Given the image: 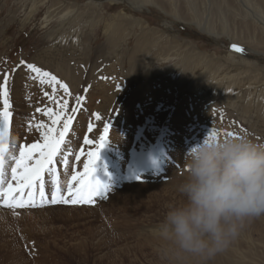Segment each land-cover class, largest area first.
<instances>
[{"label":"rangeland","instance_id":"rangeland-1","mask_svg":"<svg viewBox=\"0 0 264 264\" xmlns=\"http://www.w3.org/2000/svg\"><path fill=\"white\" fill-rule=\"evenodd\" d=\"M49 1L0 0V78L8 74V86L15 77L29 78L31 73L20 66L23 60L51 72L68 85L70 96H64L59 88L57 90L68 100L69 112L76 104V96L84 97L81 109L75 115L76 120L80 114L79 122L76 124L73 120L66 137L68 143L63 146L69 153L70 165L57 163L58 178L62 190L69 182L76 183L71 177L74 172H82L81 167L87 159L85 155L92 147L84 143L85 138L98 141L107 123L110 126L108 140L100 149L98 158L103 169L97 160L98 168L94 175L99 173L98 170H104L100 181L108 185L109 194L106 199L97 198L94 204H41L37 195L35 207L13 210L0 205V264H234L241 259L245 264H258L259 261L264 264V215L247 221L228 248L208 260L181 252L159 233V225L169 207L182 201L176 188L184 178L185 159L190 147L213 131L221 136L228 132L236 133L235 136L243 134L256 143H264L261 115L258 116L241 95L230 97L228 93L223 94L221 87L213 88L214 81L205 76L207 65H210V73L215 70L216 74L220 72V66H236L247 71L243 73V77L247 74L244 78L236 81L246 79V84L250 83V94L256 86L259 89L264 84V46L257 48L256 52L241 42L233 41L237 37H254L264 32V1L160 0L156 6L150 2L143 5L144 8L135 9L124 0H57L72 6V15L77 17L76 23L81 24V30L79 28L77 32L79 48L70 47L69 41L67 44L55 43L57 37L68 35L70 29L67 31L66 28L71 25L65 24V27L57 29L59 21L42 24ZM173 7L184 10L187 16L177 18ZM121 11L134 24L132 27L128 21L129 25H125L127 19H122L125 33H132L119 42L117 55H113L110 54L112 43L108 41L109 33L105 28ZM199 14L201 25L205 26L196 25L200 20ZM138 20H141L139 25ZM208 24H212V31L205 30ZM139 27L153 31L155 36L161 35L159 42L149 41L151 48L154 45L158 48L180 47L178 50L183 54L191 47L206 55L208 60L202 65H193L199 63L195 58L187 60L184 76L170 83L159 78L156 58L142 56V59L143 54H140L130 65L126 54L136 44L135 36L141 31ZM233 44H242L245 51L236 52ZM151 48L149 53L153 51ZM231 53L247 58V64L240 62L243 60L234 64L230 62ZM213 64L217 66L214 68ZM189 65H193L191 70ZM218 75L219 81L226 85L236 82L228 75ZM28 84L27 80L21 82L24 105L11 109L12 119L18 117L16 120L20 123L19 130L14 132L16 136L12 128L9 134V142L15 143L17 152L21 145L39 139V132L35 128L29 129L30 121L48 122L46 116L35 111L37 107L45 106L47 99L41 94L37 101H31L29 94L32 88ZM101 86H107L104 92L91 95ZM245 86L240 90L246 91ZM35 89L33 94L41 91L37 84ZM43 90L51 91V88L45 85ZM132 91H135L134 96H131ZM250 94L246 100L252 97ZM128 103L133 108L132 121L127 117L125 104ZM51 106L55 108V105ZM261 110L264 112V108ZM96 114L101 119L97 120ZM82 119L85 120L84 125L80 122ZM82 150L84 154L80 160L83 162L80 164L75 156ZM112 164L118 175L112 173V167L108 169ZM45 179L47 181V175ZM169 181L178 184L169 188L164 185ZM128 183L149 184L147 195L137 194L133 198L127 194L125 200L118 203L115 195L122 197L121 193L126 191L123 188ZM45 191L47 194V186Z\"/></svg>","mask_w":264,"mask_h":264},{"label":"clouds","instance_id":"clouds-1","mask_svg":"<svg viewBox=\"0 0 264 264\" xmlns=\"http://www.w3.org/2000/svg\"><path fill=\"white\" fill-rule=\"evenodd\" d=\"M185 169L176 189L182 201L169 207L159 233L181 252L208 260L264 215V143L208 132L188 149Z\"/></svg>","mask_w":264,"mask_h":264},{"label":"snow or ice","instance_id":"snow-or-ice-1","mask_svg":"<svg viewBox=\"0 0 264 264\" xmlns=\"http://www.w3.org/2000/svg\"><path fill=\"white\" fill-rule=\"evenodd\" d=\"M232 48L236 52L245 51L243 47L235 44ZM20 66L27 68L31 73L29 78L37 83L42 95L47 99L48 103L37 107L35 111L46 116L48 122L43 120L36 122L35 119L30 121L28 127L30 130L35 128L39 132V139L34 143L21 145L17 152L15 143L10 144L9 142L13 115L8 86L9 76L5 74L0 78L2 79L0 83V102H2V107H0V205L13 210L35 207L37 206V195L41 204H94L97 198L106 199L109 194L108 185L97 179L94 173L99 151L108 140L110 126L105 124L104 132L98 141L85 138L84 143L92 147L86 153L87 159L83 163V171L74 173L71 180L76 183L69 182L66 189L62 190L56 165L58 162H62L65 166L68 165V153L64 151L63 146L68 143L66 137L76 113L81 109L84 97L77 95L76 104L69 112L68 100L62 97L57 90L59 88L64 96H70L71 93L66 83L35 64L21 60ZM45 85L49 86L51 91H44ZM51 105H55V108ZM96 119H101L99 114H96ZM91 128L90 124L89 129ZM227 135L237 134L228 132ZM83 154L82 150L81 154L75 156V159L80 161ZM46 186L48 187L47 194Z\"/></svg>","mask_w":264,"mask_h":264},{"label":"bare ground","instance_id":"bare-ground-1","mask_svg":"<svg viewBox=\"0 0 264 264\" xmlns=\"http://www.w3.org/2000/svg\"><path fill=\"white\" fill-rule=\"evenodd\" d=\"M124 1H127L133 8H135V9H137V8H139L140 6H143V5H145L146 3H154L155 4V6L157 5V4H160V0H124ZM166 1V0H165ZM174 1V0H173ZM187 1V0H186ZM201 1V0H200ZM223 1V0H222ZM226 1V0H225ZM225 1H223V2H225ZM255 1V0H254ZM264 1V0H263ZM38 2H42V3H44V2H46V0H38ZM116 2V1H115ZM179 2V1H178ZM193 2V1H192ZM97 3V2H96ZM181 3V2H180ZM188 3V2H187ZM186 3V4H187ZM40 4V3H39ZM264 4V3H263ZM36 5V2L35 3H33L32 4V7L33 6H35ZM74 5V4H73ZM169 5V4H168ZM175 5V4H174ZM198 5V4H197ZM88 6V5H87ZM159 7H160V5H158ZM162 6H163V9L165 8L164 7V5H163V3H162ZM161 6V7H162ZM179 6V5H178ZM178 6H176V7H178ZM74 7V6H73ZM89 7H90V5H89ZM160 7V8H161ZM169 7V6H168ZM264 7V6H263ZM47 8V7H46ZM143 8H144V6H143ZM203 8V7H202ZM77 9H79V8H77ZM83 9H85V8H83ZM89 9V8H88ZM166 9V8H165ZM168 9V8H167ZM182 9V8H181ZM80 10V9H79ZM91 10V9H90ZM173 10H175L174 12H175V15L177 16V18H181V17H185V16H187L186 15V13H185V11L183 10V11H179L177 8L176 9H174V7H173ZM85 11V10H84ZM89 11V10H88ZM168 11V10H167ZM236 11V10H235ZM72 12H73V9H72V6H70V5H67L66 3H64V2H60V1H57V0H50L49 1V5H48V10H47V13L45 14V16H44V18H43V21H42V24H44V25H47V24H49V23H51L52 22V20L53 21H59V23H58V25H57V29H61V28H63V27H65L66 25H71L70 27L68 26V28H66L67 29V31H68V29H70V31H68L69 33H68V35H62V36H60V37H57L56 39H55V43H58V42H60V43H64V44H67V41H69L68 43L70 44H68L70 47H80V45H79V37H78V34H77V32H78V30H79V28H80V30H81V24H77L76 23V19L75 18H77V17H74L73 15H72ZM82 12V11H81ZM90 12V11H89ZM92 12V11H91ZM170 12V11H169ZM190 12V11H189ZM192 12H194V11H192ZM195 12H196V9H195ZM79 13V12H78ZM168 13V12H167ZM170 13H173L172 11L170 12ZM80 14V13H79ZM97 14V13H96ZM195 14H198V13H195ZM247 14V13H246ZM71 15V18L69 17ZM88 15V14H87ZM175 15H172L173 17L175 16ZM200 15V14H199ZM264 15V14H263ZM191 16V15H190ZM195 16V15H194ZM238 16V15H237ZM240 16V15H239ZM241 16H243L242 14H241ZM200 17H201V15L199 16V19H200ZM204 17V16H203ZM243 17H245V16H243ZM259 17V16H258ZM82 18V17H81ZM111 18H113V17H111ZM127 19V22H126V24L125 25H129V22H130V24H131V26L133 27V24L134 23H132L131 22V20L129 19V16L127 17L126 15H125V13L123 12V11H121L118 15H116L115 16V18H113V19H115L114 21H112V22H110V23H107V25H106V28H105V32L106 33H109V40L108 41H110L112 44H111V46H109V48L111 49L110 50V54H116L117 55V46L119 45V42L121 41V40H124V38L125 37H127V36H130L131 34L130 33H132V32H129V33H125V26L123 25V21H122V19ZM197 18V17H196ZM132 19V18H131ZM185 19V18H184ZM192 19V18H191ZM194 19V18H193ZM192 19V20H193ZM208 19V18H207ZM243 19V18H242ZM83 20V19H82ZM188 20V19H187ZM80 21V20H79ZM129 21V22H128ZM140 21L141 20H138L137 21V24L139 25V23H140ZM185 21V20H184ZM195 21V20H194ZM194 21H192V22H194ZM201 21V19L196 23V25L199 27L200 25H201V23H202V21ZM191 22V23H192ZM196 22V21H195ZM209 22V21H208ZM223 22V21H222ZM246 22V21H245ZM74 23V24H73ZM88 23V22H87ZM66 24V25H65ZM103 24H104V22H103ZM228 24V23H227ZM65 25V26H64ZM212 25V24H211ZM210 24H208V25H206V28H205V30L206 31H212V26H211ZM201 26H205V25H201ZM77 27V28H76ZM127 27V26H126ZM86 28V27H85ZM166 28V27H165ZM214 28V27H213ZM56 29V30H57ZM94 29V28H93ZM139 29L141 30L140 31V33H139V35H137V36H135L136 37V44L134 45V47L132 48V49H130V50H128L129 52L126 54V56H128V59H129V62H130V65H133L134 63H135V61L137 60V56H138V58H139V56H140V54H143V55H141V57L142 56H144L146 59H149V58H156V60L155 61H157L156 63V66H157V69H156V71H158L159 72V75L161 76V77H159V78H163L166 82H168V83H170V82H174L176 79H179V78H181L182 76H184V73H185V71L187 70V68H188V66H186V63L188 62L187 60H189V59H192V58H195V60H196V63L199 61V63H197V64H193V65H202V64H204V62H206L208 59H206L207 58V56L206 55H202L201 53H197L196 51H194L195 49H193V48H189L188 50H190V51H186V53L184 52L183 54H180V52H179V50L178 49H180V47L179 48H177V47H164V48H161V47H156V45H154L155 47H153V48H151V46H149L150 44H149V41L150 40H153L155 43H156V41H158V40H160V38H161V35L160 36H155V34L153 33V31H151V30H148V29H146L145 27H139ZM204 29V28H203ZM255 29V28H254ZM55 30V31H56ZM87 30V29H86ZM158 30V29H157ZM204 30V31H205ZM137 31V30H136ZM80 32V31H79ZM156 32V31H155ZM164 32V31H163ZM254 33V32H253ZM81 34V33H80ZM163 34V33H162ZM69 36H70V39H69ZM244 36V35H243ZM68 37V38H67ZM163 37V36H162ZM235 37V36H234ZM233 37V38H234ZM240 37V36H239ZM166 38V37H165ZM224 38V37H223ZM59 39V40H58ZM167 40V39H166ZM173 40V39H172ZM162 41V40H161ZM233 41L234 42H241V43H243V44H245V45H247L248 47H250L252 50H254V51H256V49L257 48H260V47H263L264 46V32H260V35L259 36H255L254 35V37L253 36H246V37H243V38H235V40L233 39ZM159 42V41H158ZM173 42H174V40H173ZM154 43V44H155ZM128 45V44H127ZM62 46H64V45H61V47ZM162 46V45H161ZM241 46H242V44H241ZM78 47V48H79ZM128 47V46H127ZM246 47V46H245ZM153 49V51L151 52V53H149V49ZM119 51V50H118ZM73 52V51H72ZM125 52V51H124ZM257 52V51H256ZM119 53V52H118ZM229 54V53H228ZM235 54H237V53H235ZM250 55V54H249ZM126 56H125V58H126ZM142 59H143V57H142ZM119 59H117V61H118ZM237 60H243V61H240V62H242L243 64H247V58L245 59L242 55H234L233 53H231V55H229V61L230 62H232L233 64L237 61ZM124 61V60H123ZM126 61V60H125ZM147 61V60H146ZM149 62L151 61V60H148ZM146 63V62H145ZM148 63V62H147ZM164 63H165V66H164ZM237 63V62H236ZM143 65H144V63H142ZM207 64V63H206ZM211 65H212V63H210ZM193 65H189V67H190V70H191V68L193 67ZM163 66V67H162ZM208 66H210V65H207L206 66V74H205V76H208V78L211 80V82H213V84H215V85H212V87L213 88H218V87H221V91H223V94H229L230 95V97L231 96H239V95H241L242 96V99L244 100V101H246V103L248 104V105H250L252 108H253V111L254 112H257L258 113V116H259V114L261 115V118L263 119L262 120V124L264 125V112H262V108H264L263 106H264V84H262V85H260L259 87V89H258V86H256L255 87V91H252V94H250V91H248L249 90V84L250 83H248V85L246 84V79L244 80V79H239V81H236V79L237 78H244L246 75H244V77H243V73L244 72H247V71H242V70H240L239 68H237L236 66L234 67V68H232V67H223V66H220L219 68H220V72L219 73H217V74H219L218 76H221V74H225V75H228L232 80H235L236 82H234V83H231L230 85H226V83H221L219 80H221V79H218V77H217V74H216V71L214 70L212 73H210V68L208 67ZM217 65H215V64H213V67L215 68ZM141 67V66H140ZM147 67V66H146ZM132 68V67H131ZM223 68V69H222ZM149 70V69H148ZM216 70H218V69H216ZM224 70H226V72H223ZM155 72V71H154ZM228 73V74H227ZM215 74H216V76H215ZM204 75V74H203ZM251 75V74H250ZM204 76V77H205ZM254 76V75H253ZM203 77V76H202ZM217 78V80H214V79H216ZM223 79H226V78H223ZM25 80H27L28 82H29V84H28V87H30V88H32V90H31V93L29 94V95H31V97H30V100L31 101H37L38 100V96L39 95H41L42 94V92L40 91L38 94H33V91H36V82L35 81H33V80H31L30 78H13V81H12V84H10V86H9V89H10V101H11V103H12V107H14V109H15V107H21V105H24L23 104V101H22V99H21V93L22 92H24V88L22 87V85H21V82H24ZM255 81V80H254ZM110 83V82H109ZM264 83V82H263ZM102 84V83H101ZM246 85V86H245ZM258 85V84H257ZM242 86H245V89H246V91H241L240 90V87H242ZM254 86V85H253ZM26 87H27V85H26ZM106 87L107 86H101V87H97L93 92H91V95H94L95 94V92H97V93H102V92H104V89H106ZM30 88H29V90H30ZM40 88V87H39ZM251 88V87H250ZM254 88V87H253ZM27 89V88H26ZM26 89H25V91H26ZM101 89V90H100ZM252 89V88H251ZM28 90V91H29ZM138 90L139 89H137L136 91L138 92ZM140 91V90H139ZM134 92V93H133ZM27 93V92H26ZM140 93H142V92H140ZM218 93V92H217ZM25 94V93H24ZM134 94H135V91H132L131 92V96H134ZM137 94V93H136ZM249 94L253 97H251L250 99H248V100H246L247 99V97H249ZM139 95H141V94H139ZM104 97V96H103ZM100 98V97H99ZM111 98V97H110ZM256 98V99H255ZM91 99V98H90ZM253 99V100H252ZM131 100V99H130ZM133 100V99H132ZM92 102V101H91ZM133 102H134V100H133ZM29 103V102H28ZM123 105V104H122ZM125 107H126V111H127V117L132 121V115H133V108H131V105H130V103H128V105L127 104H125ZM23 108V107H22ZM135 113V112H134ZM24 115V114H23ZM16 116H17V114H16ZM136 116H137V114H136ZM21 117V116H20ZM80 114L77 116V118H76V120L74 119V121L76 122V124H78V122H79V119H80ZM18 117H14V119H12V126H10V129L11 130H13L12 132H13V135L14 136H16L15 134H14V132H17L18 130H19V128H20V123H18L17 122V119ZM27 118V117H26ZM135 119V118H134ZM136 120V119H135ZM83 125H84V122H85V120L84 119H82L81 121H80ZM25 125V124H24ZM77 126V125H76ZM84 126H82V128H83ZM22 129H23V127H21ZM25 128V127H24ZM81 128V129H82ZM119 128V127H118ZM84 130V129H83ZM87 130V129H86ZM20 131H22L21 129H20ZM86 132V131H85ZM115 132V131H114ZM73 134V133H72ZM71 134V135H72ZM81 134V133H80ZM69 135V134H68ZM131 135V134H130ZM73 136V135H72ZM115 138V137H114ZM80 140V139H79ZM84 144V143H83ZM76 148V147H75ZM82 148V147H81ZM116 152V151H115ZM84 153V152H83ZM128 153V152H127ZM69 154V153H68ZM76 154V153H75ZM115 154V153H114ZM118 154V153H117ZM72 156V155H71ZM114 156V155H113ZM112 156V157H113ZM124 156V155H123ZM85 157H86V155H85ZM111 157V158H112ZM118 157V156H117ZM116 157V158H117ZM81 158H82V156H81ZM107 158H109V157H107ZM113 158H115V157H113ZM71 159V158H70ZM103 159V158H102ZM105 159H106V157H105ZM105 159H104V161H105ZM110 159V158H109ZM120 159V158H119ZM108 160V159H107ZM114 160V159H113ZM115 160H117V159H115ZM109 161V160H108ZM80 162H81V160H80ZM82 162H83V160H82ZM82 162L80 163V164H82ZM98 163H99V165L96 163V166H95V168H98L97 167V165L98 166H100L101 167V165H100V161L98 160ZM106 163V162H105ZM109 163V162H108ZM101 164H102V162H101ZM110 164V163H109ZM70 165V164H69ZM68 165V166H69ZM115 165V164H114ZM81 166V165H80ZM108 166H110V167H108V169H110L112 166H113V164L112 165H108ZM124 166V165H123ZM117 167H119L120 169H121V167L118 165ZM59 168V167H58ZM102 168V167H101ZM119 168H117V169H119ZM125 168V167H124ZM134 168V167H133ZM132 168V169H133ZM81 169H83L82 167H81ZM100 169V168H99ZM103 169V168H102ZM120 169H119V172H120ZM71 170V169H70ZM65 171H66V169H65ZM68 171H69V168H68ZM83 171V170H82ZM96 171H97V169H96ZM99 171V173H97V174H95L96 176V178L97 179H101V177L104 175V173H101L102 171L104 172V170H101V172H100V170H98ZM111 171H112V173L113 174H117L116 173V171H115V168H113L112 167V169H111ZM64 172V171H63ZM118 172V173H119ZM65 173V172H64ZM75 173V172H74ZM127 173V172H126ZM101 174H103L102 176H101ZM106 174V173H105ZM107 174H108V172H107ZM113 174H112V176H113ZM122 174V173H121ZM129 174H131V173H129ZM70 175V174H69ZM109 175V174H108ZM118 175V174H117ZM119 175H120V173H119ZM124 175V174H123ZM122 175V176H123ZM126 175V174H125ZM128 175V174H127ZM67 176V175H66ZM110 176V175H109ZM129 176V175H128ZM64 177V176H63ZM119 177V176H118ZM67 178V177H66ZM110 178V177H109ZM130 178V177H129ZM103 179H105V178H103ZM121 179H123V178H120V180ZM70 180V179H69ZM178 183L177 182H175V181H169L168 182V184H164L165 186H167V187H169V188H171V187H176V185H177ZM150 185L149 184H144V185H134V184H130V183H128L126 186H124V190H126L125 191V193L124 192H122L121 194H123L122 195V197H120V194L119 193H117V194H119V195H115L114 197L116 198V199H118L117 201H118V203L120 202L121 203V200H123L124 198H126L127 197V194H129V195H132L133 196V198H135V197H137V194H140V196H142V194L143 195H147V193H148V187H149ZM177 189V188H176ZM120 198H119V197ZM129 197V196H128ZM146 197V196H145ZM130 198H131V196H130ZM133 198H131V199H133ZM125 200V199H124ZM130 200V199H129ZM114 201V200H113ZM116 201V202H117ZM116 202H114L115 204H116ZM122 205V204H121ZM125 206V205H124ZM50 210V209H49ZM51 210H52V208H51ZM67 211L68 210H70V209H66ZM65 210V211H66ZM83 210H89V211H92V209H82V211ZM58 211V210H57ZM49 212V211H48ZM5 214V213H4ZM149 217V216H148ZM42 218V217H41ZM37 220V219H36ZM263 242H264V238H263ZM228 257V256H227ZM253 260V259H252ZM258 260V259H257ZM216 261V260H215ZM220 261V260H219ZM262 262V261H261ZM261 262L259 261L258 262V264H261ZM221 263V262H220ZM234 264H245L244 263V260H242L241 259V262H235Z\"/></svg>","mask_w":264,"mask_h":264}]
</instances>
